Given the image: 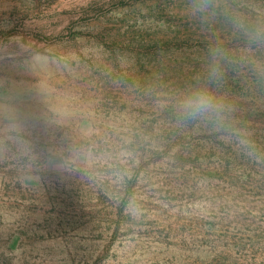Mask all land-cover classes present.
Listing matches in <instances>:
<instances>
[{
  "label": "trees",
  "instance_id": "trees-1",
  "mask_svg": "<svg viewBox=\"0 0 264 264\" xmlns=\"http://www.w3.org/2000/svg\"><path fill=\"white\" fill-rule=\"evenodd\" d=\"M145 1L164 23L126 45L131 61L116 41L100 85L106 149L92 157L116 180L112 234L154 217L176 243L189 227L186 245L253 248L264 236V0H192L194 22L169 11L187 0L93 1L84 12Z\"/></svg>",
  "mask_w": 264,
  "mask_h": 264
},
{
  "label": "rangeland",
  "instance_id": "rangeland-1",
  "mask_svg": "<svg viewBox=\"0 0 264 264\" xmlns=\"http://www.w3.org/2000/svg\"><path fill=\"white\" fill-rule=\"evenodd\" d=\"M93 1L107 0H0V264H264L262 235L253 248L209 250L186 245L189 227L176 243L154 217L112 234L116 180L92 157L106 149L100 85L115 42L131 61L126 45L165 20L149 15L152 1L87 16ZM184 2L169 11L194 22Z\"/></svg>",
  "mask_w": 264,
  "mask_h": 264
},
{
  "label": "clouds",
  "instance_id": "clouds-1",
  "mask_svg": "<svg viewBox=\"0 0 264 264\" xmlns=\"http://www.w3.org/2000/svg\"><path fill=\"white\" fill-rule=\"evenodd\" d=\"M207 105H206V102L205 101H201V103L198 105V109H200V108H204V107H206Z\"/></svg>",
  "mask_w": 264,
  "mask_h": 264
}]
</instances>
